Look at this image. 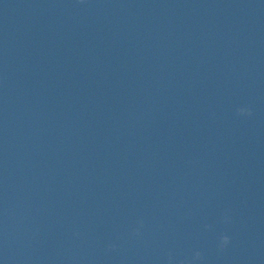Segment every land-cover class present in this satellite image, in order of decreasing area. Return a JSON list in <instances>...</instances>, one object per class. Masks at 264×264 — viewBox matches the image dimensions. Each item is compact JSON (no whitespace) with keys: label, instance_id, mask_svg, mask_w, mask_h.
Returning a JSON list of instances; mask_svg holds the SVG:
<instances>
[{"label":"water","instance_id":"1","mask_svg":"<svg viewBox=\"0 0 264 264\" xmlns=\"http://www.w3.org/2000/svg\"><path fill=\"white\" fill-rule=\"evenodd\" d=\"M0 264H264V0H0Z\"/></svg>","mask_w":264,"mask_h":264},{"label":"clouds","instance_id":"2","mask_svg":"<svg viewBox=\"0 0 264 264\" xmlns=\"http://www.w3.org/2000/svg\"><path fill=\"white\" fill-rule=\"evenodd\" d=\"M237 113L239 115H251V110L247 107H241L237 109ZM227 219V217H226ZM137 232L139 231L138 229L136 230ZM230 243V238L227 235H222L219 238V244L218 247H220L221 249L225 248L228 244ZM195 259L199 260L201 259V253L197 252L195 253Z\"/></svg>","mask_w":264,"mask_h":264}]
</instances>
